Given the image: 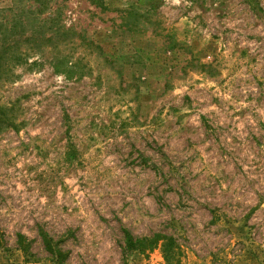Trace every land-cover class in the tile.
<instances>
[{
  "label": "rangeland",
  "instance_id": "obj_1",
  "mask_svg": "<svg viewBox=\"0 0 264 264\" xmlns=\"http://www.w3.org/2000/svg\"><path fill=\"white\" fill-rule=\"evenodd\" d=\"M2 43L0 264H264V0H0Z\"/></svg>",
  "mask_w": 264,
  "mask_h": 264
},
{
  "label": "trees",
  "instance_id": "obj_2",
  "mask_svg": "<svg viewBox=\"0 0 264 264\" xmlns=\"http://www.w3.org/2000/svg\"><path fill=\"white\" fill-rule=\"evenodd\" d=\"M13 46H14V44L13 45L4 44V43L1 44V47H3L4 51L0 52V73H1V66H2L3 61H4L3 57H4L5 54L7 55L9 53V51L13 48ZM21 56H22L21 54L16 55L14 57V62L18 63L21 60H23ZM19 238H22V237L19 236ZM42 238L45 241L46 249L48 251H50L51 253H54L53 249L51 248L50 241L46 239L45 235H43ZM126 242H127L126 243L127 246H129V247H133L135 245V243H136V242L132 241V239L128 235H126ZM23 249L25 250V248H23ZM162 253H163L164 260L168 262L169 259H170L169 258L170 255H172L171 247H170V244L168 243V240H167V243L163 244V246H162Z\"/></svg>",
  "mask_w": 264,
  "mask_h": 264
}]
</instances>
